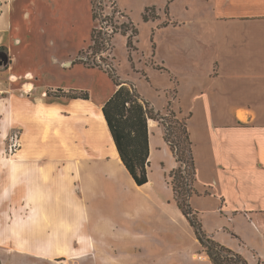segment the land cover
Here are the masks:
<instances>
[{"label":"crops","instance_id":"1","mask_svg":"<svg viewBox=\"0 0 264 264\" xmlns=\"http://www.w3.org/2000/svg\"><path fill=\"white\" fill-rule=\"evenodd\" d=\"M165 2L145 4L156 17L143 20L151 31L147 51L134 37L140 51L135 69L144 72L124 81L155 111L185 121L196 170L189 202L203 231L247 264H264V0ZM82 11L90 18L83 35ZM11 14L19 38L8 70L13 80L25 73L15 86L20 94L13 95L23 109L12 111L25 116L23 148L13 156H48L37 168L56 172L26 181L23 211L0 221L6 227L0 230L1 264H214L175 201L168 175L178 162L163 124L148 120V181L137 186L101 110L117 86L110 84L97 98L83 85L47 82L36 69L81 64L74 61L91 40V0H16ZM72 36L78 42L70 54L51 58ZM39 50L52 62H39ZM127 52L132 64L135 57ZM55 88L88 98L47 97ZM37 130L38 147L33 140L26 145L38 138ZM121 177L128 189L149 188L153 195L147 197L163 204L171 227L145 228V195L104 192L105 183L115 188ZM181 222L191 228L187 244L177 243Z\"/></svg>","mask_w":264,"mask_h":264},{"label":"rangeland","instance_id":"2","mask_svg":"<svg viewBox=\"0 0 264 264\" xmlns=\"http://www.w3.org/2000/svg\"><path fill=\"white\" fill-rule=\"evenodd\" d=\"M16 0H0V52L7 54V59L4 62H0V221L7 222L9 216H14V214L23 211L24 207L20 206V202H22L20 196H22V188L26 181H31L32 179H39L44 177L43 173H48V177L50 174H54L56 171L53 170H45L40 171L38 167V163L46 162L51 160L48 156L44 158H23L16 159L13 155L20 148H23V143L20 142L22 137L24 136L23 128L21 123L24 121V114L19 116H13V110L23 109V107H18L19 105H14L15 98L14 94H20L19 90L15 88L17 83L24 79L25 73L16 74L17 79H11V73L9 72L10 65L12 63L11 57L16 61L15 58V50L14 46L17 47V40L19 38L16 33L17 30L15 28L16 24L14 23V18L12 13V3ZM113 0H95V8L98 15L97 20H92L91 30L96 29V34L98 35L99 31H101L102 36L107 37L109 39L108 48L106 51H102L100 53H95V51L90 50L88 47L92 44L91 40L86 44L84 49L78 52L79 57L83 59H89L88 61L92 63L95 62H105V67H108V70L119 76L120 80L127 79H135L140 75V71L144 72V69H135L137 64V57L139 58L140 51L135 44V38L132 39V47L129 49L132 56L135 57L133 59V63L131 64L128 58V49L125 45L126 37L124 33L127 35L132 34L131 32V24L128 20H132L134 25L138 28V45L141 50H148L149 41H151V31L146 22L143 21V10L145 4L151 5L156 4L158 7L162 6V4H166L165 0H116L115 8L112 7ZM119 10L121 12H117ZM166 11V10H165ZM80 12V11H79ZM81 14V13H80ZM91 14V10H90ZM148 15H152L153 11L149 10L147 12ZM17 18H22V15H18ZM34 19L28 18V21H33ZM81 35L86 32V29L90 23V18L86 17L85 11H82L81 14ZM35 22V21H34ZM22 22H20V26ZM35 29L34 27H32ZM35 32V31H34ZM72 36V39H66L65 43L66 47L64 49L59 50V53L53 54L51 58H56L61 60L63 56H68L70 53L67 51H72L77 45L76 38ZM71 39V40H70ZM61 43V44H62ZM11 47V48H10ZM37 53V60L39 62H44L46 60L44 55L42 54V50ZM64 52V53H63ZM12 53V54H11ZM73 54V53H72ZM77 57V56H76ZM75 57V58H76ZM2 59V58H1ZM21 59L24 60V55L21 56ZM78 59V58H76ZM74 60V59H73ZM77 61V60H75ZM133 67H132V66ZM22 67V64L20 65ZM42 66V64H41ZM39 66L36 69L40 71V75L44 76V79L47 82H54L56 84H74V85H83L85 87L92 88L94 92V96L97 98L102 97L108 90L110 84H114L112 79L109 77L107 72L99 70L98 68H89L84 67L82 64L74 66L70 69H60L57 65H51V69H46L47 65H45V69ZM47 66V67H46ZM139 66V65H138ZM133 68V69H132ZM21 71H25L21 68ZM114 71V72H113ZM15 74V73H14ZM21 77V79H20ZM30 86V85H29ZM23 93V92H21ZM83 91H73V90H62V89H52L49 90L46 94L49 98L54 97H66L65 95L75 96L83 94ZM24 94V93H23ZM19 118V119H18ZM171 117H169L170 119ZM21 119V120H20ZM23 125V123H22ZM173 125V123L171 124ZM100 131V128H99ZM34 134V133H33ZM38 135V138L32 139L30 137V143L26 145L31 146L33 141L38 147L40 140V132L37 130L35 132ZM102 133H100L101 135ZM173 138V136H172ZM33 140V141H32ZM40 149L38 148L35 152L39 153ZM31 163H36V165L31 166ZM156 177V172L153 171L152 178ZM36 181V180H35ZM35 183V182H34ZM116 189L119 190V193H128L129 198H136L140 195H145V221L146 227L149 225L156 227H171L168 222V214H164L161 207L163 204L155 201H150L147 196L152 197V192L149 188H144L143 190L137 191L135 189H128L126 181L123 177L120 178V181L115 188L111 187L110 184L104 185V192L109 196H113L116 194ZM166 193H160V195L165 198ZM121 195V194H118ZM181 222L178 224V233L181 238L177 242L178 244H187L190 242V236L187 231H191L188 224L183 225ZM6 227L2 226L0 230H4ZM164 251V249H162ZM1 251V250H0ZM215 251V249H214ZM132 256L137 254V251L132 252ZM53 262V261H50ZM56 264V263H55Z\"/></svg>","mask_w":264,"mask_h":264},{"label":"trees","instance_id":"3","mask_svg":"<svg viewBox=\"0 0 264 264\" xmlns=\"http://www.w3.org/2000/svg\"><path fill=\"white\" fill-rule=\"evenodd\" d=\"M91 4L93 20H97L95 0H91ZM115 6L116 0H113L112 7L115 8ZM149 10L153 11L151 16L147 14ZM116 11L121 12L119 10ZM142 16L144 21L152 20L156 17L152 7H146ZM128 20L132 26V34L127 35L124 33V35L127 37L126 46L129 50L132 47L133 37L138 34V28L129 18ZM91 42L92 44L88 48L92 51L94 50L95 53H100L107 50L109 39L105 36L103 37L101 31L97 35L96 29H93ZM76 60L74 62L81 63L86 67L98 68L107 72L117 86L115 91L105 101L101 110L119 159L134 183L137 186H141L148 181V120H159L165 129V139L170 144L178 162V166L168 175L174 198L179 210L193 227L196 238L214 264H247L240 254L208 237L203 231L196 213L191 208L189 199L193 192L196 170L185 121L178 119L173 112L163 115L155 111L132 84L120 80L119 76L112 74L108 67H105V62H100L99 60V62L93 61L90 63L88 58ZM65 96L72 99L88 98L87 93L75 96L67 94ZM169 117L171 118L169 119ZM172 123L173 125H171Z\"/></svg>","mask_w":264,"mask_h":264},{"label":"flooded vegetation","instance_id":"4","mask_svg":"<svg viewBox=\"0 0 264 264\" xmlns=\"http://www.w3.org/2000/svg\"><path fill=\"white\" fill-rule=\"evenodd\" d=\"M5 59H7V54L6 53L4 54V53L0 52V62L1 63L4 62Z\"/></svg>","mask_w":264,"mask_h":264},{"label":"built area","instance_id":"5","mask_svg":"<svg viewBox=\"0 0 264 264\" xmlns=\"http://www.w3.org/2000/svg\"><path fill=\"white\" fill-rule=\"evenodd\" d=\"M58 264H65V263L62 262V263H58Z\"/></svg>","mask_w":264,"mask_h":264}]
</instances>
